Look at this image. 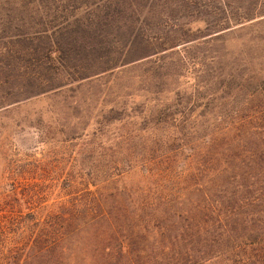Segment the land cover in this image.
<instances>
[{"label": "trees", "instance_id": "1", "mask_svg": "<svg viewBox=\"0 0 264 264\" xmlns=\"http://www.w3.org/2000/svg\"><path fill=\"white\" fill-rule=\"evenodd\" d=\"M17 1L5 0L8 10ZM65 1L102 4L30 10L36 27L17 40L27 43L24 53L37 57L41 71L32 75L37 85L10 102L74 99L80 85L113 79L118 101L93 132L102 135L112 125L119 132L98 142L100 150L71 155L73 173L54 169L49 178L56 181L18 192L22 199L16 195L0 223V234H9L6 251L0 242V264H264V107L225 106L209 119L206 104H185L180 90L169 89L182 70L202 71L205 59L193 48L264 15V0ZM134 79L143 90L125 92ZM169 94L177 98L173 106ZM136 96L155 110L126 104ZM3 99L0 91V107ZM62 133L60 143L73 150L77 131ZM186 148L196 190L183 184L188 174L174 179L172 189L163 178L151 182L153 169ZM127 173L137 175L136 184H125ZM59 178L70 200L43 211ZM175 246L182 259L165 256Z\"/></svg>", "mask_w": 264, "mask_h": 264}, {"label": "rangeland", "instance_id": "2", "mask_svg": "<svg viewBox=\"0 0 264 264\" xmlns=\"http://www.w3.org/2000/svg\"><path fill=\"white\" fill-rule=\"evenodd\" d=\"M20 1L25 7L19 6ZM101 4L91 1L67 3L65 0H18L16 6L12 7L14 9L8 10L5 0H0V91H5V99L1 100L4 104L0 107V223L9 217L11 203L16 195L23 197L18 192L20 193L24 187L36 189V185L43 179L46 184L56 181L49 178L54 176L52 172L54 169L56 172H64L65 175L73 173L71 155L85 154L94 149L100 150L98 142L110 139L119 132L114 125L106 129L102 135L93 132L97 127V120L107 123L106 117L109 113L106 111L118 101L114 94L118 84L113 79L108 81L102 78L98 82L80 85L74 99L45 95L10 102L12 97H17L16 93L19 91L36 86L37 80H33L32 75L36 77L41 71L37 57L34 54H27L28 52L24 53L23 49L27 43L17 40L19 33L32 31L36 27L34 20L28 21L30 10L32 9L34 15L36 10L42 13L45 9H54L56 5L82 9ZM193 53L205 59L202 71L188 68L184 73L185 70H182L184 76H173L170 79L173 82L169 85V89L180 90L179 98L185 104L191 105V102L206 104L211 109L206 115L209 119L214 118L216 111L225 106L243 104L264 107V15L221 33L218 39L210 44H199L193 48ZM26 73L31 76L27 77ZM126 77L122 78V83L127 81ZM194 77L202 82L195 83ZM130 81L134 83L125 92L142 89L140 85L143 84L137 79ZM77 85L79 84L73 83L72 87ZM105 85L109 88L108 92H103L107 90ZM147 86L155 88L156 84L149 82ZM9 92L12 93L11 96L7 95ZM169 96L172 97L168 104L173 106L171 103L177 98L172 94ZM194 96H198L199 100ZM144 99L148 98L130 97L126 99V104L136 106L137 109L148 107L154 111L152 107L154 104L142 105ZM125 111L131 112L132 109L128 108ZM196 119L200 120L202 117L198 116ZM191 120H194V117ZM73 130L77 131L78 138L73 141L75 146L70 151V148L64 147L60 140L64 139L62 131L71 135ZM190 153L187 148L173 153L171 159L163 163L158 170L153 169L155 176L151 182L154 177L163 178L166 190L172 189V184L176 185L174 179L179 175L188 174L183 184L195 189L196 179L189 178L191 170L189 173L187 170L195 166L189 164ZM55 157L59 158V162ZM57 167L59 170H56ZM165 178L169 179V182H165ZM123 180L128 185L136 184L137 175L124 174ZM66 183V179L59 178L57 186L50 188L48 199L41 208L43 211L57 209L58 203H67L70 200ZM20 209L27 211L25 201L20 200ZM8 240L7 232L0 234V242L5 251L9 245ZM178 248L181 252V248L175 246L173 250L167 251L165 256L174 255L180 258Z\"/></svg>", "mask_w": 264, "mask_h": 264}]
</instances>
